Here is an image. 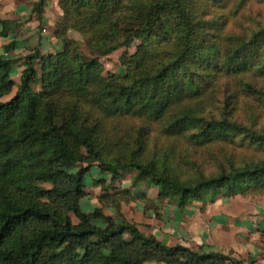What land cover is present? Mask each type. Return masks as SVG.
Returning a JSON list of instances; mask_svg holds the SVG:
<instances>
[{
    "label": "trees",
    "instance_id": "trees-1",
    "mask_svg": "<svg viewBox=\"0 0 264 264\" xmlns=\"http://www.w3.org/2000/svg\"><path fill=\"white\" fill-rule=\"evenodd\" d=\"M47 2L31 6L35 45L0 53V264H242L143 233L122 213L131 188L114 183L135 170L134 185L178 210L209 189L264 195V17L251 11L264 0H57L61 47L42 53ZM18 26L0 18V37ZM132 41L124 74L104 75L99 59ZM93 166L109 180H94L86 212Z\"/></svg>",
    "mask_w": 264,
    "mask_h": 264
},
{
    "label": "crops",
    "instance_id": "crops-1",
    "mask_svg": "<svg viewBox=\"0 0 264 264\" xmlns=\"http://www.w3.org/2000/svg\"><path fill=\"white\" fill-rule=\"evenodd\" d=\"M35 1L37 0H0V18L19 23L14 32L9 33L7 37L0 38V45H2L16 37L18 42L11 52H20L22 49L24 51L11 54L12 56L24 54L30 49L28 43H26V45L22 44V48L19 50L18 45L23 42L21 39L28 38V40H31L34 37L37 39L34 33L38 22L35 16L31 14V6ZM57 8V0H48L44 5L43 30L40 33L42 37V53H48L44 48L46 45L44 40L47 37L48 30L51 32L50 38L52 37L53 42H55L53 35L54 19H52L51 15L56 17V15L60 14L59 8ZM32 23L33 25H31ZM24 30L28 32L25 37L18 36ZM54 50L56 49H52V51ZM11 55L9 54V56ZM96 169L98 168L96 167ZM133 190L136 192L132 191L133 194L143 203L142 199L145 196L141 195L147 190L142 189V194H139L136 189ZM99 193V187L94 185L92 195L87 194V196L83 197L87 200L85 202L86 212L98 206L96 197ZM148 198L158 204L155 201V195H150ZM82 202L83 199L80 200V207ZM126 205H128L129 209L134 208L140 212H145V218L154 216V213L156 215L154 210L144 211V205L142 206V204L136 205L130 202ZM158 208L162 210L157 212L159 215L157 217L161 219V222L159 225L154 226V223L147 219L144 222V225L148 227L147 231L142 228L139 220L127 216L124 205L122 206V213L129 221L134 222L140 231L145 234H153L165 244L174 245L180 243L192 249L202 245L206 250L221 252L231 260L239 261L242 264H264V196L249 200L241 197L229 199L222 195L217 196L212 202H193L181 210L169 204ZM106 212L114 214L115 211L112 208H108ZM146 264L164 263L147 262Z\"/></svg>",
    "mask_w": 264,
    "mask_h": 264
},
{
    "label": "rangeland",
    "instance_id": "rangeland-1",
    "mask_svg": "<svg viewBox=\"0 0 264 264\" xmlns=\"http://www.w3.org/2000/svg\"><path fill=\"white\" fill-rule=\"evenodd\" d=\"M57 6H58V4H57ZM59 11L61 13L60 8H59ZM251 11L254 12V13L257 12L261 17H264V7L262 5H256L255 4L254 5V8ZM51 17H52V19H54L53 24H55V22H56V20L58 18V15H56V17H55V15H51ZM31 25H33V23ZM34 25H36V24H34ZM27 33L28 32L26 30H24L22 32V34L21 35L19 34L18 36L25 37V35ZM69 35H70V37H72V38H74V39H76L77 41L80 42V51H81V53H83L84 55H86L88 57L95 56V53H93L92 51H90V49L85 45L82 37L77 32L72 31V30H69ZM50 36H51V32L48 30L47 37L44 40L45 43H46V45H45L44 48L46 49L47 52H53L52 49H54V48L55 49H58V48L61 47V42L58 41V40H56V39H55V42H53L52 37L50 38ZM35 40H36L35 37L32 38L31 40H28V38L21 39V41H23V42L18 45L19 50L22 48V44L23 45H26V43H28V47L29 48H32L33 47L32 45H34ZM136 43H137V41H132L131 44L129 45V47L127 48V50H125V48H120V49L115 50L114 52H112L111 54H109L107 56L101 57L99 59V61L101 62L102 67H103V74L106 75L108 73H114V74H117V75H123L124 74V68L121 65L120 61H119V57H120V55L122 54L123 51H127L129 54L134 53ZM2 45H0L1 46L0 53L8 54V55L9 54L10 55L12 54L13 55L16 52H19V51H16V52L9 51V52L5 53V51L2 50ZM23 51L24 50L22 49L20 52L22 53ZM41 51H43V50H41ZM19 71H20V68L18 69L17 67H14L12 69V72L11 73L13 75L18 76ZM259 82L263 84L264 83V80H260ZM8 97L9 96L4 97L2 99L6 100ZM262 124H264V122ZM201 150L202 149H200V151ZM203 150L205 152L208 151L206 149H203ZM237 152L239 153L238 154L239 156L243 155L244 153L247 154V155L254 154L252 151H250L248 149L246 150V149H243V148L239 149V151H237ZM197 156L199 157L201 155L198 154ZM199 162H201V161L199 160ZM135 173H136L135 170H131V171L122 173L121 177L118 180L115 181L114 186L115 187H119V188H131V190L133 192H134L133 189H136V191L139 194H142V189H145L147 191L143 195H141V196L149 197L150 195H155V201H157V198H156V195H157L156 194L157 193L156 191L158 190L157 188H155V187L154 188H148L142 182L137 183L135 185L133 184L132 181H133V177L135 176ZM99 177L106 179V181L109 180V175L108 174H106V173L101 174L99 172V170L96 169V167H91L90 171L87 173V176H85V178H84V191H85L86 194L92 195V191L94 189V180L96 178H99ZM134 193H136V192H134ZM200 193H201L200 198L194 199L190 204H192L193 202H202V203H205L207 201L208 202H212L217 196H222V194H216V192H214L212 189L205 190V191H201ZM263 196L264 195H262V196H256V197H251L250 195H246V196L235 195V196H231V197L230 196H225V197H227L229 199L234 198V197H241L243 199L247 198L249 200H252L254 198L263 197ZM134 197H135V199L133 201H131L132 204L134 203L136 205H140V204H142V206L144 205L141 201H139L138 197H136L135 195H134ZM82 199H83V202H82L81 208L84 211H86L85 209L87 207L85 205V202H87V200L85 198H82ZM92 200H94V199H92ZM142 201H144V199H142ZM157 203H158V201H157ZM165 203L166 202H164L163 204L158 205V207L159 206L160 207L165 206ZM190 204H188V205H190ZM124 208H125V211H126L127 216L128 217L130 216V218L132 217V218H136L137 220H139V223L141 224L142 228L145 231L148 230L147 229L148 227L146 225H144V222L147 221V219H149L150 221H152L154 223L153 224L154 226L159 225V223L161 222V219L159 217H157V215H155V213H154V216H152L150 218H145V216H144L145 212H143V211L140 212L138 210H135L134 208H130L129 209L128 205H124ZM158 210L160 212L162 211L161 208H158ZM71 216L73 218V215H71ZM124 237L126 239L129 238V234L128 233H125L124 234Z\"/></svg>",
    "mask_w": 264,
    "mask_h": 264
},
{
    "label": "built area",
    "instance_id": "built-area-1",
    "mask_svg": "<svg viewBox=\"0 0 264 264\" xmlns=\"http://www.w3.org/2000/svg\"><path fill=\"white\" fill-rule=\"evenodd\" d=\"M226 264H237V263H235V262H227Z\"/></svg>",
    "mask_w": 264,
    "mask_h": 264
}]
</instances>
